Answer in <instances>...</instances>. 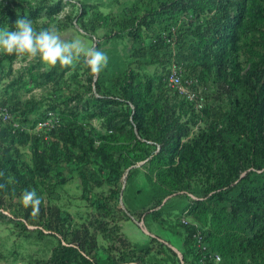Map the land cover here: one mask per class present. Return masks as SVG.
I'll return each instance as SVG.
<instances>
[{
    "label": "rangeland",
    "instance_id": "rangeland-1",
    "mask_svg": "<svg viewBox=\"0 0 264 264\" xmlns=\"http://www.w3.org/2000/svg\"><path fill=\"white\" fill-rule=\"evenodd\" d=\"M11 1L2 29L14 28L19 11L37 29L83 39L109 60L98 76L82 63L45 70L14 56L0 67V104L10 100L25 110L20 131L0 126V177L9 175L0 189V264H88L81 254L96 264H264V245L248 246L264 233V98L258 104L257 81L240 79L225 91L213 68L209 85L196 87L194 105L164 84L178 45L162 39L174 32L177 41L195 16L156 15L139 28L163 0H61L55 10L60 0ZM250 1L264 8V0ZM254 35L241 45L244 74L264 52V33ZM125 79L149 103L141 117L150 134L140 131L135 107L118 100ZM211 106L223 113L218 122ZM38 147L51 154L47 169L35 163ZM191 162L200 163L195 169ZM219 171L223 183L208 191L209 173ZM32 189L42 197L39 211L20 201ZM196 230L205 253L190 239Z\"/></svg>",
    "mask_w": 264,
    "mask_h": 264
},
{
    "label": "trees",
    "instance_id": "trees-1",
    "mask_svg": "<svg viewBox=\"0 0 264 264\" xmlns=\"http://www.w3.org/2000/svg\"><path fill=\"white\" fill-rule=\"evenodd\" d=\"M16 3H20V0H15ZM11 0H0V8L2 13H0V30H3L5 23H9V18L11 12L9 11ZM62 1L60 0L55 6L50 7L53 10L60 8ZM177 13H183L184 15L193 14L195 18L190 22L189 27L185 30L188 33L181 32L177 41L174 40V36L177 35L174 32H170L168 37L162 39V43L167 41V45L171 46V43H176L178 46V52L175 56H170L168 63L165 64V86L168 90L173 93V95L181 100L182 102L190 103L194 105L196 100H191L184 95H181L178 90L169 87L168 77L172 71L174 64L182 67V80L185 84L190 83V88L193 92H197L196 87L204 86L207 87L209 84V79L212 77V69L215 68L218 77L219 84L217 85L227 91L232 85L238 82L240 79H255L257 81L258 94L257 102L259 104L261 98H264V83L261 84L260 81L264 77V52L258 51L257 58L253 59L250 63V69L246 74L243 73L244 67L240 62L242 43L247 42L253 36H255L256 31H260V35L264 33V8L259 3H252L250 0H163L159 7L149 13L144 19H141L137 26L139 28L145 26L150 27L153 17L156 15L163 16L165 19H173ZM151 18L150 20H148ZM136 19H130L128 22L134 25ZM127 22V23H128ZM6 23V24H7ZM260 38V37H259ZM259 40V39H257ZM257 42V41H254ZM259 42V41H258ZM205 43V44H204ZM259 43H262L261 41ZM13 56H8L0 53V67H3L4 61L11 59ZM133 80V77H131ZM191 80V81H190ZM124 99L128 103H131L135 107L134 118L139 122L140 131L150 134V127L145 125L142 117L147 112L149 108V103L140 94L139 90L133 82L125 79L120 83V97L118 100ZM109 101V100H108ZM112 102V101H110ZM0 105H5L10 108L14 113L15 119H18L20 111L25 110L21 108V104H12L10 100H6ZM102 106V107H101ZM107 106L105 98L101 100L100 105V115H104L103 107ZM209 111L213 113L214 120H218L222 117V111H218L215 106L209 107ZM142 116V117H141ZM20 120V119H18ZM19 122V121H18ZM162 123H160V127ZM3 124H0L2 126ZM11 128V124H7ZM162 126L161 128H164ZM15 131H20L16 129ZM160 135L165 131L160 130ZM59 136L64 137L65 133L60 131ZM72 142L77 145L80 142V136L76 131L71 132ZM51 156L48 149H36V165L41 166L43 169H47L50 166L48 163V158ZM113 158V156H111ZM200 161V157H199ZM197 165L191 162L189 165L197 168ZM17 163H14L11 169L13 174L17 172ZM4 161L0 160V171L5 167ZM192 167V168H193ZM210 167V166H209ZM20 170L18 173H20ZM221 171L216 173H209L207 177L208 186L206 189L208 191L217 188L224 181V175L221 177ZM231 176V175H230ZM9 175H5V179L0 177V189H3L6 184V178ZM233 177V176H231ZM215 178V182L212 183V179ZM230 178V177H229ZM219 184V185H218ZM1 205V203H0ZM191 232L190 239L195 240V234ZM205 243V237H204ZM264 245V233L254 236L248 241V246L250 248H258ZM65 248V247H64ZM83 262L88 264H96L88 260L84 255L81 254Z\"/></svg>",
    "mask_w": 264,
    "mask_h": 264
},
{
    "label": "clouds",
    "instance_id": "clouds-1",
    "mask_svg": "<svg viewBox=\"0 0 264 264\" xmlns=\"http://www.w3.org/2000/svg\"><path fill=\"white\" fill-rule=\"evenodd\" d=\"M0 53L17 60L36 61L45 70L59 65L72 68L78 63L93 76H98L108 64L105 51L89 47L87 41L62 35L55 28L37 29L33 21L17 11L14 28L0 30ZM20 201L23 206L39 211L42 197L36 190H25Z\"/></svg>",
    "mask_w": 264,
    "mask_h": 264
},
{
    "label": "built area",
    "instance_id": "built-area-1",
    "mask_svg": "<svg viewBox=\"0 0 264 264\" xmlns=\"http://www.w3.org/2000/svg\"><path fill=\"white\" fill-rule=\"evenodd\" d=\"M168 85L171 88H174L179 91L181 95L186 96L190 100H197L199 96L197 93L193 92L190 88V83L185 84L182 80V69L178 65L174 64L172 71L167 79ZM0 124L7 125L11 124L14 130L21 128L20 122L15 119L14 113L10 110L8 106L0 105ZM184 222H187L185 220ZM196 246L199 250V253H205L207 250V245L204 241V235L201 231H198L195 234ZM206 258V257H205ZM220 257H218L219 259Z\"/></svg>",
    "mask_w": 264,
    "mask_h": 264
}]
</instances>
